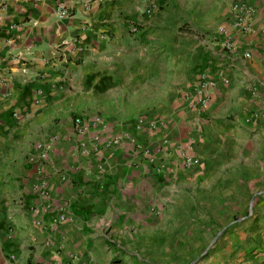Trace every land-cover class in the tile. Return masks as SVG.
<instances>
[{"label":"crops","instance_id":"0c3cea01","mask_svg":"<svg viewBox=\"0 0 264 264\" xmlns=\"http://www.w3.org/2000/svg\"><path fill=\"white\" fill-rule=\"evenodd\" d=\"M259 153L264 0H0V264L178 263Z\"/></svg>","mask_w":264,"mask_h":264},{"label":"rangeland","instance_id":"374dc122","mask_svg":"<svg viewBox=\"0 0 264 264\" xmlns=\"http://www.w3.org/2000/svg\"><path fill=\"white\" fill-rule=\"evenodd\" d=\"M153 106H156L154 101L148 100L137 104L138 110ZM156 110L157 107H154V112ZM146 116L140 118L145 119ZM261 158L264 160V153H259L257 161ZM258 183L261 186V182ZM260 190L264 188L259 187L255 201L251 200L252 196L250 200L243 198L238 202L234 201L239 208L233 213L229 207H225L218 213L204 212L197 216L194 219L198 227L196 230L200 232L195 235L197 240L193 245L188 243V247H179V244L176 251L173 249L170 254L179 260L173 264H264V210L261 211L258 207V204L264 205V199H260V196L264 197V193H260ZM201 228H209V231H200ZM165 251L164 246L162 264L167 263L164 262L167 260Z\"/></svg>","mask_w":264,"mask_h":264},{"label":"built area","instance_id":"2783aa9c","mask_svg":"<svg viewBox=\"0 0 264 264\" xmlns=\"http://www.w3.org/2000/svg\"><path fill=\"white\" fill-rule=\"evenodd\" d=\"M242 9H243V11H245V13H247V15H251L255 11V9L252 6L247 5V4L243 5ZM154 10H155L154 8H151L148 10V12L152 13V12H154ZM59 13L62 16L71 15L70 11L67 10L66 8L62 7V6H60V8H59ZM138 30H139L138 25H135L134 31L137 32ZM226 47H227V49H229V51H235L236 50L234 44L230 40L227 41ZM249 56H250L249 53L246 54V57H249ZM214 86H215V81H209V80H206L204 78L201 80V83H200L201 94L199 97L200 98L199 102L202 104V106H205L207 104L209 91L211 89H213ZM141 122H144V121H141ZM85 130H87V127L84 126L82 119H77V131L79 133H83ZM39 149L45 150V148H43L41 145H38L36 148V150H39ZM43 155H45V152H43Z\"/></svg>","mask_w":264,"mask_h":264}]
</instances>
